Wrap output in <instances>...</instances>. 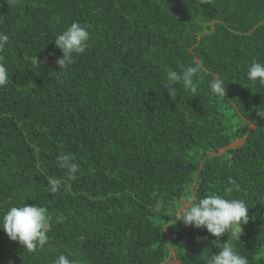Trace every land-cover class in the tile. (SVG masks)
I'll use <instances>...</instances> for the list:
<instances>
[{
    "label": "trees",
    "instance_id": "16d2710c",
    "mask_svg": "<svg viewBox=\"0 0 264 264\" xmlns=\"http://www.w3.org/2000/svg\"><path fill=\"white\" fill-rule=\"evenodd\" d=\"M0 19L9 36L0 52L9 74L0 216L38 204L50 226L32 253L0 230V264L60 255L72 264H206L216 238L174 222L176 212L191 195H223L230 180L239 187L227 198L249 207L236 249L264 264V120L254 111L264 87L246 79L253 60L264 62V0H0ZM73 22L87 26L89 47L60 71L52 40ZM35 55L46 58L38 71ZM198 60L208 74H198L197 91L178 85L169 98L167 71ZM212 77L227 85L224 98L209 95ZM66 154L79 164L76 181L58 166ZM49 177L61 191H47Z\"/></svg>",
    "mask_w": 264,
    "mask_h": 264
},
{
    "label": "clouds",
    "instance_id": "9594fccd",
    "mask_svg": "<svg viewBox=\"0 0 264 264\" xmlns=\"http://www.w3.org/2000/svg\"><path fill=\"white\" fill-rule=\"evenodd\" d=\"M4 21L0 19V24ZM90 32L87 26H82L79 22H73L66 30L57 34L52 42L61 56L55 60V65L62 70H67L76 63L79 55L85 53L89 47ZM9 36L0 32V52H3ZM31 62L36 71L46 63L39 60L37 56L31 58ZM199 73L208 74L203 61H196L193 65L187 66L181 71L169 70L166 73V83L163 87L167 91L169 98H174L178 92V85L182 86L186 92L195 93L200 82L204 79ZM246 79L251 84H258L264 87V62L253 60L246 71ZM9 83L8 69L5 57L0 55V87ZM175 85V87H174ZM226 87L224 80L219 77H212L208 82L209 95L214 97H225ZM260 120H264V104L254 108ZM60 169L65 170L68 182L78 179L79 164L70 155L57 157ZM48 189L52 195L61 191L64 187L61 179L49 177ZM224 194L196 195L187 197L180 202L179 211L176 212L174 222L182 221L184 227L193 229H206L207 233L216 239L212 241L211 247L218 248L216 254H209L206 264H250L249 258L240 254L236 249V243H240L242 235V225L248 223V209L244 199L227 198L239 186L234 180H230ZM48 210L38 204L29 205L26 202L23 206H13L0 216V230H2L10 241L17 242L21 248L29 253L42 248L48 241L47 235L50 226L46 223ZM61 222L64 217L59 218ZM227 236L221 243L220 238ZM204 239H207L206 237ZM200 242V238H197ZM236 242V243H234ZM54 264H72L65 256L60 255Z\"/></svg>",
    "mask_w": 264,
    "mask_h": 264
},
{
    "label": "rangeland",
    "instance_id": "374dc122",
    "mask_svg": "<svg viewBox=\"0 0 264 264\" xmlns=\"http://www.w3.org/2000/svg\"><path fill=\"white\" fill-rule=\"evenodd\" d=\"M239 144H240V141H237V142H234L232 145L228 146L227 148L235 147V146H238ZM224 149H226V148H224ZM221 152H222V150L219 151V154H221ZM179 208H180V205L178 206L177 212L179 211ZM170 263L178 264V262L176 260H172V261H170Z\"/></svg>",
    "mask_w": 264,
    "mask_h": 264
}]
</instances>
